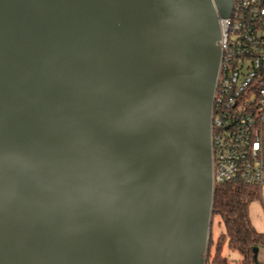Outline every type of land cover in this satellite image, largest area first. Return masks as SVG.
<instances>
[{
  "label": "water",
  "instance_id": "water-1",
  "mask_svg": "<svg viewBox=\"0 0 264 264\" xmlns=\"http://www.w3.org/2000/svg\"><path fill=\"white\" fill-rule=\"evenodd\" d=\"M231 11L0 0V264H207Z\"/></svg>",
  "mask_w": 264,
  "mask_h": 264
},
{
  "label": "built area",
  "instance_id": "built-area-1",
  "mask_svg": "<svg viewBox=\"0 0 264 264\" xmlns=\"http://www.w3.org/2000/svg\"><path fill=\"white\" fill-rule=\"evenodd\" d=\"M212 112L213 183L264 188V0H232Z\"/></svg>",
  "mask_w": 264,
  "mask_h": 264
},
{
  "label": "trees",
  "instance_id": "trees-1",
  "mask_svg": "<svg viewBox=\"0 0 264 264\" xmlns=\"http://www.w3.org/2000/svg\"><path fill=\"white\" fill-rule=\"evenodd\" d=\"M257 187L245 183L216 184L213 217L223 231L214 237L211 229L207 264H231L224 247L240 255L239 264H260L254 251L264 246V233H259L249 216L250 204L260 197Z\"/></svg>",
  "mask_w": 264,
  "mask_h": 264
},
{
  "label": "rangeland",
  "instance_id": "rangeland-1",
  "mask_svg": "<svg viewBox=\"0 0 264 264\" xmlns=\"http://www.w3.org/2000/svg\"><path fill=\"white\" fill-rule=\"evenodd\" d=\"M249 216L253 227L259 232L264 233V188L261 196L253 201L249 206ZM212 231L214 237H218L223 231V228L219 225V219L215 218L212 224ZM224 254L228 256L231 264H239L241 257L236 252H232L228 249L227 245L224 247ZM258 261L260 264H264V246L259 248Z\"/></svg>",
  "mask_w": 264,
  "mask_h": 264
}]
</instances>
